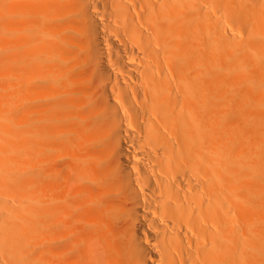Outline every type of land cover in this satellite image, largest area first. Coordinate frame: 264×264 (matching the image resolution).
<instances>
[{"label":"bare ground","instance_id":"obj_1","mask_svg":"<svg viewBox=\"0 0 264 264\" xmlns=\"http://www.w3.org/2000/svg\"><path fill=\"white\" fill-rule=\"evenodd\" d=\"M0 264H264V0H0Z\"/></svg>","mask_w":264,"mask_h":264},{"label":"rangeland","instance_id":"obj_2","mask_svg":"<svg viewBox=\"0 0 264 264\" xmlns=\"http://www.w3.org/2000/svg\"><path fill=\"white\" fill-rule=\"evenodd\" d=\"M231 21V20H230Z\"/></svg>","mask_w":264,"mask_h":264}]
</instances>
